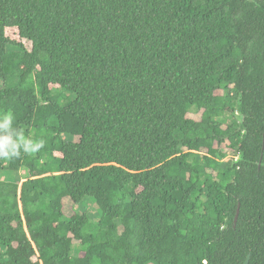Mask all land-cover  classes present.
<instances>
[{"label":"trees","instance_id":"trees-1","mask_svg":"<svg viewBox=\"0 0 264 264\" xmlns=\"http://www.w3.org/2000/svg\"><path fill=\"white\" fill-rule=\"evenodd\" d=\"M0 80V264H264V0H0Z\"/></svg>","mask_w":264,"mask_h":264},{"label":"rangeland","instance_id":"rangeland-1","mask_svg":"<svg viewBox=\"0 0 264 264\" xmlns=\"http://www.w3.org/2000/svg\"><path fill=\"white\" fill-rule=\"evenodd\" d=\"M7 34L11 38H17L16 32L13 29H8ZM24 45L26 46L27 49H30V42L29 41H24ZM2 87V81L0 80V88ZM201 115V110H195L191 109L190 113L187 114L188 117L198 120ZM78 137H73L74 141H77ZM220 148L226 153V157L223 160V164H226L231 158L234 160L237 159L236 155H234L230 149H228L227 142H224L220 145ZM27 176V172L24 169H21L19 171H3L0 174V177L2 180L10 181V182H21L23 179H25ZM65 206V212L67 214H72L73 212H86L90 216V223L91 225H94L96 221H98V218L100 216L99 210L96 206L95 201L91 197H84L81 201L78 203L74 204L70 201H65L64 203ZM119 230L121 231V226L119 225ZM89 231H92L91 228L88 229ZM74 245L72 253L73 254H79L80 253V246L77 243V241L74 240Z\"/></svg>","mask_w":264,"mask_h":264},{"label":"clouds","instance_id":"clouds-1","mask_svg":"<svg viewBox=\"0 0 264 264\" xmlns=\"http://www.w3.org/2000/svg\"><path fill=\"white\" fill-rule=\"evenodd\" d=\"M13 121L14 117L11 114L0 113V132L7 131ZM44 144L43 139L33 140L20 134H17L15 139L8 135H0V159L19 158L21 151L25 154H31L42 148Z\"/></svg>","mask_w":264,"mask_h":264},{"label":"water","instance_id":"water-1","mask_svg":"<svg viewBox=\"0 0 264 264\" xmlns=\"http://www.w3.org/2000/svg\"><path fill=\"white\" fill-rule=\"evenodd\" d=\"M237 216H238V208L236 210V214H235V217H234V222L236 221ZM248 260H249V255H247V257H246V259H245L243 264H248Z\"/></svg>","mask_w":264,"mask_h":264}]
</instances>
